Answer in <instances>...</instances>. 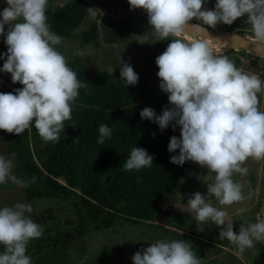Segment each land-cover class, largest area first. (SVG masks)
<instances>
[{
  "label": "clouds",
  "instance_id": "clouds-1",
  "mask_svg": "<svg viewBox=\"0 0 264 264\" xmlns=\"http://www.w3.org/2000/svg\"><path fill=\"white\" fill-rule=\"evenodd\" d=\"M0 12V35L5 34L8 46L2 71L10 73L12 82L20 83L13 93H0V130L22 134L33 121L45 142H58L64 122L72 119V103L79 89L87 88L57 46L63 37L51 31L46 10L48 0H6ZM132 10L144 9L152 26L149 37L164 40L175 37L166 50L156 58L161 78L160 88L169 94L171 107L165 106L157 115L152 108L140 112L142 119L159 125L161 131L170 125L181 128L180 137L172 136L168 151L170 161L183 165L187 161L207 168V194L194 193L187 206L199 222L211 221L221 228L219 239H227L238 248V255L264 241V220L241 224L239 234L234 231L233 218L222 207L246 199L244 184L233 179L234 174H247L244 163L253 158L264 159V110L258 94L264 92V80L256 74L240 70L227 55L217 52L205 38L186 42L181 39L190 33L206 36L205 25L216 28L220 23L231 25L238 18L247 17L258 47L264 48V0H217L214 8L204 7L205 0H129ZM99 9L88 7L89 18L95 20ZM193 18L201 21L190 25ZM77 55H84L79 50ZM2 58V57H0ZM120 79L126 86H135L139 76L134 68L117 58ZM114 128L102 124L98 144L111 138ZM155 137V133H153ZM76 138L73 142H78ZM16 153L0 155V184L11 182L28 187L36 182L14 174ZM154 156L146 149L133 147L124 162L123 170L131 172L150 168ZM251 195V194H249ZM246 209L240 208L243 213ZM29 203H15L0 208V264H31L26 255L27 244L44 233L42 225L29 215ZM134 264H201V259L184 240L160 239L132 257Z\"/></svg>",
  "mask_w": 264,
  "mask_h": 264
},
{
  "label": "trees",
  "instance_id": "trees-1",
  "mask_svg": "<svg viewBox=\"0 0 264 264\" xmlns=\"http://www.w3.org/2000/svg\"><path fill=\"white\" fill-rule=\"evenodd\" d=\"M88 7L86 0H71L58 9L47 8L51 31L71 38L84 23ZM108 27L110 34L121 37L129 31L125 18L109 23ZM99 37L100 28L95 20L81 34L82 45H97ZM218 50L225 48L220 46ZM69 67L88 87L79 89V96L71 105L72 119L64 122L59 141L45 142L34 121L30 129L20 135L8 133L7 138L8 153H16L14 170L19 178L29 181L37 178L34 184L24 187L26 201L56 199L70 203L75 210L73 232L64 235L59 229L58 237L45 239L42 235L33 239L47 248L67 245L90 231L109 230L118 221L151 225L164 212V197L174 194L187 177L186 171L195 166L192 161L183 165L170 161L172 155L179 154V150L168 151L170 138L177 136V127L173 130L170 125L161 131L157 123L140 116L146 107L154 109L157 115L162 114L165 106L171 107L168 93L158 95L150 87V81L141 75L137 85L127 87L118 74L88 72L80 59L70 61ZM22 87L18 82L12 86ZM102 124L114 130L110 139L98 144V129ZM76 138L78 142H73ZM133 147L144 148L154 156L150 168L123 170ZM40 216L35 222L43 227L52 222L55 227L51 226L49 231L54 232L58 224L46 214ZM255 247L264 258V241L255 242ZM192 249L197 256L201 254L199 249ZM3 251L4 246L0 245V252Z\"/></svg>",
  "mask_w": 264,
  "mask_h": 264
},
{
  "label": "rangeland",
  "instance_id": "rangeland-1",
  "mask_svg": "<svg viewBox=\"0 0 264 264\" xmlns=\"http://www.w3.org/2000/svg\"><path fill=\"white\" fill-rule=\"evenodd\" d=\"M71 0H48V8H60ZM89 7L98 10L96 21L100 28V37L97 45L83 46L81 34L90 28L93 19L87 15L84 23L78 28L71 38H63L57 49L66 56L68 64L74 59H80L84 69L90 73L108 71L120 75V67L117 58L121 56L128 62L138 75L150 81V87L161 95L164 91L160 88L161 78L158 77L159 68L156 58L161 55L175 37L158 40L145 34L151 29L148 14L143 9L132 10L129 0H86ZM217 0H205L204 7L214 8ZM6 1L0 6V12L7 7ZM110 10V12H108ZM122 14V15H121ZM122 16V17H121ZM111 17L120 20H128V33L121 37L112 35L109 32L108 24L115 22ZM121 17V18H120ZM99 18V20H98ZM247 17L238 18L233 24L220 23L216 28H207L217 34H237L245 38L255 39L252 27L246 23ZM2 20V16H0ZM193 22L202 23L193 18ZM8 25H5V34L0 35V93H15L12 88L13 82L10 73L2 71L6 62L8 46L5 43ZM186 42L200 37L183 35L180 37ZM256 40V39H255ZM219 52L220 45L209 42ZM84 55H77V51ZM224 50L219 53L227 55L234 61L235 65L248 74H256L264 80V58L255 52H247L244 49ZM260 109L264 110V92L258 94ZM181 128L177 126V136L180 137ZM8 132L0 130V155L7 156L8 153ZM248 168L247 174H234L233 179L244 184L243 194L246 199L230 206H220L213 197V203L228 211L233 218L234 231L239 234L241 224L247 222L255 223L257 216L264 220V159L259 161L249 158L244 165ZM14 171V174L18 173ZM180 188L170 195L164 197V212L156 217L151 225H136L118 221L109 230L90 231L84 237L79 238L67 245L54 248H47L45 244H36L30 240L27 244L26 255L31 258V264H134L132 257L142 248L146 249L157 240L167 239L184 240L191 244L192 248L201 251L198 256L201 264H264V258L254 247L246 249L243 255H238V248L226 238L219 239L223 226H217L210 220L199 222L196 214L188 206V199L196 192L207 194L208 175L207 168L195 163L185 173ZM251 194V195H249ZM15 203H29L33 211L27 215L35 222V218L46 214L51 217L58 227L50 233L49 228L54 226L52 222L45 225L43 236L58 237L60 234L73 232V221L76 220V213L73 206L65 201L56 199H36L27 202L24 195V187H18L10 181L0 184V208L13 206ZM246 209L243 213L238 210ZM53 210V213L49 212ZM48 212V213H47ZM53 224V225H52ZM55 227V226H54ZM68 231H67V230ZM65 232V233H64ZM207 236V237H206Z\"/></svg>",
  "mask_w": 264,
  "mask_h": 264
},
{
  "label": "water",
  "instance_id": "water-1",
  "mask_svg": "<svg viewBox=\"0 0 264 264\" xmlns=\"http://www.w3.org/2000/svg\"><path fill=\"white\" fill-rule=\"evenodd\" d=\"M5 1L6 0H0V6ZM108 12H110V10H108ZM189 24L190 25H196L198 23L193 22V21H189ZM204 27H206V26H204ZM189 31H190V33H187L185 35H188L190 37H200L196 34H193L192 30H189ZM205 35L206 36H203L200 38H205L209 42H212V43H215V44H218V45L224 47L225 48L224 52H226L228 50L244 49L247 52L258 53L260 56H262L264 58V48L258 47L259 42L256 41L255 39L245 38V37H243L241 35H237V34H231V35L217 34L216 32L212 31L209 28H207V33H205Z\"/></svg>",
  "mask_w": 264,
  "mask_h": 264
}]
</instances>
